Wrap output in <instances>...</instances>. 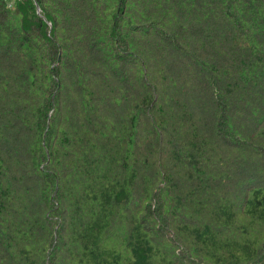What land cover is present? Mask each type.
Wrapping results in <instances>:
<instances>
[{"label":"trees","instance_id":"1","mask_svg":"<svg viewBox=\"0 0 264 264\" xmlns=\"http://www.w3.org/2000/svg\"><path fill=\"white\" fill-rule=\"evenodd\" d=\"M11 4L0 264H264V0Z\"/></svg>","mask_w":264,"mask_h":264},{"label":"rangeland","instance_id":"2","mask_svg":"<svg viewBox=\"0 0 264 264\" xmlns=\"http://www.w3.org/2000/svg\"><path fill=\"white\" fill-rule=\"evenodd\" d=\"M12 1H13V0H10L9 2L7 1V2H8V4H9V6H11V5H12V4H11V3H12Z\"/></svg>","mask_w":264,"mask_h":264},{"label":"water","instance_id":"3","mask_svg":"<svg viewBox=\"0 0 264 264\" xmlns=\"http://www.w3.org/2000/svg\"><path fill=\"white\" fill-rule=\"evenodd\" d=\"M38 13H40V9H39V7H38Z\"/></svg>","mask_w":264,"mask_h":264},{"label":"built area","instance_id":"4","mask_svg":"<svg viewBox=\"0 0 264 264\" xmlns=\"http://www.w3.org/2000/svg\"><path fill=\"white\" fill-rule=\"evenodd\" d=\"M8 2L10 1V0H7ZM11 7V6H10Z\"/></svg>","mask_w":264,"mask_h":264}]
</instances>
